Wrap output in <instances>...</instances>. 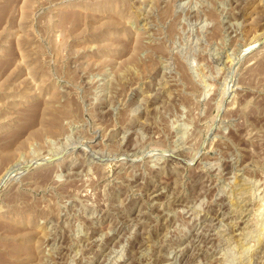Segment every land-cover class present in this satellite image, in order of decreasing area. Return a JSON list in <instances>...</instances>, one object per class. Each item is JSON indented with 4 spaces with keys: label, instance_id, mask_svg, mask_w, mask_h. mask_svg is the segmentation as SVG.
<instances>
[{
    "label": "rangeland",
    "instance_id": "obj_1",
    "mask_svg": "<svg viewBox=\"0 0 264 264\" xmlns=\"http://www.w3.org/2000/svg\"><path fill=\"white\" fill-rule=\"evenodd\" d=\"M0 264H264V0H0Z\"/></svg>",
    "mask_w": 264,
    "mask_h": 264
},
{
    "label": "water",
    "instance_id": "obj_2",
    "mask_svg": "<svg viewBox=\"0 0 264 264\" xmlns=\"http://www.w3.org/2000/svg\"><path fill=\"white\" fill-rule=\"evenodd\" d=\"M56 160V157H52L51 159H48L46 162H54Z\"/></svg>",
    "mask_w": 264,
    "mask_h": 264
},
{
    "label": "bare ground",
    "instance_id": "obj_3",
    "mask_svg": "<svg viewBox=\"0 0 264 264\" xmlns=\"http://www.w3.org/2000/svg\"><path fill=\"white\" fill-rule=\"evenodd\" d=\"M74 18H75V17H74ZM74 18H73V19H74ZM9 147H10V146H9ZM3 261H4V260H3Z\"/></svg>",
    "mask_w": 264,
    "mask_h": 264
}]
</instances>
